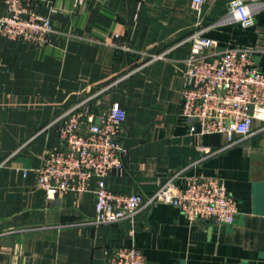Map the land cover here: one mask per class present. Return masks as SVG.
I'll list each match as a JSON object with an SVG mask.
<instances>
[{
  "label": "crops",
  "instance_id": "1",
  "mask_svg": "<svg viewBox=\"0 0 264 264\" xmlns=\"http://www.w3.org/2000/svg\"><path fill=\"white\" fill-rule=\"evenodd\" d=\"M231 0H49L37 11L55 29L48 44L0 36V264H105L114 247L139 248L148 264H264V127L215 153L223 133L199 134L181 115L182 60L189 43L175 44L196 29L219 47H252V66L264 72V0L248 27L211 26ZM4 12L0 0V14ZM116 36L132 49L114 46ZM163 58L146 61L151 53ZM139 69L99 96L108 110L126 111L121 142L122 174L105 177L117 193L149 194L181 168L188 175L218 176L235 199L234 222H189L171 204L157 203L131 219L88 224L93 192L47 199L36 186L47 150L59 144L54 127L63 109L88 93Z\"/></svg>",
  "mask_w": 264,
  "mask_h": 264
},
{
  "label": "built area",
  "instance_id": "2",
  "mask_svg": "<svg viewBox=\"0 0 264 264\" xmlns=\"http://www.w3.org/2000/svg\"><path fill=\"white\" fill-rule=\"evenodd\" d=\"M140 2L141 0H137ZM204 0H191L198 8ZM78 5L82 0H74ZM0 36L36 44L50 43L55 33L50 19L37 11L38 5L49 0H2ZM261 4L231 0L227 10L211 26L236 23L252 24ZM114 46L133 53L116 36ZM189 43L188 55L182 60L181 115L193 133H223V145L204 149L215 153L239 143L255 132L253 120L264 127V72L252 66V47H219L216 40L196 29L176 45ZM168 50L147 55L146 61L163 58ZM130 68L113 81L99 87L59 112L45 127H54L59 144L46 151L42 164L35 169L36 186L47 199L68 192L89 191L91 179L96 181L93 192L94 214L83 221L93 225L112 224L133 218L143 209L157 203L171 204L189 222L205 220L214 224L234 222L235 199L218 176L188 175L181 168L168 175L149 194L117 193L106 188L105 177L122 174L126 147L121 142L125 109L113 101L108 110L94 104L99 96L139 69ZM105 264H148L142 251L135 246L112 248Z\"/></svg>",
  "mask_w": 264,
  "mask_h": 264
},
{
  "label": "water",
  "instance_id": "3",
  "mask_svg": "<svg viewBox=\"0 0 264 264\" xmlns=\"http://www.w3.org/2000/svg\"><path fill=\"white\" fill-rule=\"evenodd\" d=\"M224 225H225V224H221V225H220V229H223ZM216 228H217V224H213V229H216Z\"/></svg>",
  "mask_w": 264,
  "mask_h": 264
}]
</instances>
